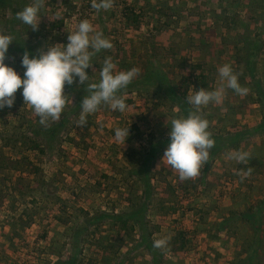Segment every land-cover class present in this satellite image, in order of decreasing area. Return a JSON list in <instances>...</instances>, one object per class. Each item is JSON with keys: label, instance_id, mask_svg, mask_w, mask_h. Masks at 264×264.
Here are the masks:
<instances>
[{"label": "rangeland", "instance_id": "rangeland-1", "mask_svg": "<svg viewBox=\"0 0 264 264\" xmlns=\"http://www.w3.org/2000/svg\"><path fill=\"white\" fill-rule=\"evenodd\" d=\"M23 1V8L32 2ZM91 5L92 0H46L40 11L39 29L29 31L37 34L33 41H40L44 50L50 43L66 44L69 32L88 19L113 45L93 56L88 73L90 79L96 80L107 57L112 58L117 71L137 67L142 72L148 61H161L162 68L174 70L178 79L189 74L190 64L201 63L215 79L217 89L224 84L218 68L230 64L248 92L240 96L225 87L219 104L213 102L214 107L201 108L209 121V130L225 133L231 120L254 125L262 118L261 102L246 64L250 54L247 41H257L255 45L260 50L254 56L256 75L264 87V0H114L108 10H96ZM3 11L12 14L11 8L0 6V21ZM130 11L139 15V22L127 18ZM57 19L63 20L62 25L51 30L50 25ZM154 46L159 48L160 61L153 56ZM8 59L10 66L18 65V72L24 73L21 53L10 51L5 63ZM193 88L190 91L194 92ZM121 93L126 97L124 112L101 105L97 112L87 116L86 125L78 126L81 111L71 114L75 96L65 91L68 99L61 116L69 119L58 135L42 137L43 153L28 149L23 141L16 151L3 147L11 159L27 156L40 170L10 163L0 171V264H55L60 256L69 261L77 254L71 244L73 225L57 219L56 197L92 214L100 209L120 212L128 208L131 186H142L140 177L132 170L141 166L151 140L170 138L172 119L185 115L153 88ZM14 103L17 106L9 112L8 123L14 125L24 120L25 132L28 127L39 129V117L24 105V99ZM118 127H129L130 135L124 145L115 138ZM51 140L54 142L50 143ZM167 146L151 167L154 196L147 207V218L151 228L160 225L152 235L153 241L164 240L161 248L168 249L171 231L183 229L188 232L190 243L182 258L175 261L178 264H236L245 257L246 248L238 242L250 231L240 225L219 230L217 223L229 209H245L263 198L264 166L257 165L255 172L249 173L229 153L243 151L264 159V135L250 138L248 144L239 148L224 149L213 157L208 171L204 172L205 164L197 178L187 180H180L178 173L162 160ZM159 196L167 205L174 204L177 211L161 215ZM209 217L215 224L211 225ZM101 234L114 242L118 237L127 239L119 251L105 254L103 247L95 246ZM138 243V228L128 238L105 222L96 237L80 244L82 251L76 264H117L126 254L130 264H150L148 251ZM168 255L170 258L171 253ZM261 258L264 264V253Z\"/></svg>", "mask_w": 264, "mask_h": 264}, {"label": "trees", "instance_id": "trees-1", "mask_svg": "<svg viewBox=\"0 0 264 264\" xmlns=\"http://www.w3.org/2000/svg\"><path fill=\"white\" fill-rule=\"evenodd\" d=\"M23 3L25 5L23 0H0V6L2 8L12 9L11 16H9L8 12L3 11L1 15L2 21H0V29H3L6 34L11 35L14 40L10 44L6 55H8L10 51H15L17 54L21 53L22 55L25 51H28L32 56H36L43 48L40 41H33L32 39L35 38L37 34L29 33L31 28L22 23V21L16 17V13L23 9V6H20ZM127 18L130 21L139 22V15L133 11H130ZM62 23L63 20L57 19L52 22L50 29L54 30L56 27H60ZM248 44H252V51L249 52L250 54L246 65L247 69H249V73L253 79V84L256 88V93L261 102L262 118L254 125L239 124L236 120H231L225 127V133H215L208 129L212 133L215 145L210 149V159L206 163V169H204V172L208 171L213 157L224 151V149L232 147L239 148L243 144H248L250 138L264 135V87L263 81L260 78H257V58L254 57L260 50V46L255 45L253 41H249ZM153 50V56H156L160 61V58L158 57L159 48L154 46ZM160 62L148 61L145 63L143 65L142 72H139V75L133 79L126 89L121 90V92L126 90V92L133 93L134 91L153 88L174 105L179 107L180 111L186 117L189 112L194 110L192 105H190L187 101V96L191 87H194L193 89L195 91L200 88H205L209 91L215 90V79L211 76L209 71L204 68L203 64H190L192 70L189 69V74H183L178 79L174 70H171L169 67L168 70H166L167 67L162 68L163 64ZM168 62L170 63V57L168 58ZM6 64L10 66L9 59ZM164 64L167 65L168 63ZM14 68L18 72L20 66L16 65ZM129 69L130 68H127V70ZM18 73L23 76L22 72ZM91 81L98 80L90 79V82ZM65 91L75 96L76 102L72 107L71 114H80V103L83 100V97L87 95L86 85L79 86L77 81L72 85H66ZM22 98L21 87V89L17 90L16 99L17 101H20ZM16 106V103H14L12 107L5 106L0 109V140L3 141V145L0 146V171L5 167H8L10 163H15V167L17 165L24 164L27 167H34L35 170H40V168L37 167L27 156H19L16 159H11L9 156L5 155L3 147L10 146L14 151H16L19 142L23 141V143H25L24 145L28 147V149H38L41 153H43L45 149L43 148L44 142L41 140L42 137H45V135H50L51 137L58 135L65 129V121L69 119V117L63 118L61 116L60 121L49 122L48 126L41 125L40 128L35 131L34 129L28 127V131L25 132L26 123L24 120L19 121L18 124L14 125L8 123V114L10 111L14 110ZM208 106L211 107L213 104L211 103L207 106H203V110H205ZM69 140H73L74 142V139L71 137H69ZM53 142L54 141L51 140L50 143ZM169 143L170 138H158L157 140L153 138L151 140L150 147L143 158L141 166L133 169L131 172L140 177L142 186L141 188L138 187V185L131 186L132 192H128L127 199L129 206L126 210L120 212H109L100 209L92 214L91 211L81 206H76L74 204L68 205L66 200L61 197L55 198V205L59 211L57 219L64 224L73 225L74 231L73 236H71V244L75 246V252L77 253L73 255L72 259L69 261L64 260L60 256L55 264H76L78 261V254L82 251L80 249V244L90 241L91 237H96L98 235V231L101 226L105 224V222H110L111 225L116 226L118 233H125V236L128 238H132L135 234L136 228H138V246L140 245L148 251L151 260L150 264H178L175 261L182 258L181 254L188 247V243H190L188 232L183 229H174L171 231V235L167 241L168 249L153 247L154 241L152 239V235L158 230L160 225H156V228H151L147 218V207H149L151 198L154 196L150 176L152 163L156 160L162 148ZM245 161L248 163L244 164ZM257 165L264 166V159L260 158L257 154H249L247 158L240 163V166H242L241 168L244 167L245 171L249 173H254L255 166ZM171 188V190L174 189L173 187ZM133 191H135L136 194H133ZM162 198L163 197L161 196L158 198L161 215L177 211L174 204L167 205V201ZM70 208L71 211H69ZM236 225H240L244 230L250 231H247V234L238 242L239 244L241 243L240 246H246V248L244 250L245 257L242 258V260L240 259L239 262H236V264H262L261 256L264 253V196L255 202H251L245 209H229L217 223L219 230H228ZM126 239L127 238L118 237L114 242L109 238V236H103L101 234L95 240V246L103 247L105 254H109L112 250L116 252L119 251L120 246L125 243ZM168 252L171 253L170 258ZM126 256L127 254L122 256L117 264H130V262L126 260Z\"/></svg>", "mask_w": 264, "mask_h": 264}, {"label": "clouds", "instance_id": "clouds-1", "mask_svg": "<svg viewBox=\"0 0 264 264\" xmlns=\"http://www.w3.org/2000/svg\"><path fill=\"white\" fill-rule=\"evenodd\" d=\"M45 3L46 0H32L16 13L17 19L37 31L42 17L40 11ZM113 3L114 0H92L91 6L96 10H108ZM67 39L66 44L50 43L47 50L42 48L36 56L25 51L21 61L25 71L21 76L14 67L5 63L9 46L14 40L0 29V109L12 107L17 90L22 87L24 105L31 107L41 125L47 126L49 122L58 121L66 107L68 96L65 94V86L78 81V85H86L87 90V95L80 103L78 126L86 125L87 116L97 112L101 105H107L113 111L126 110V97L120 94L121 90L126 89L139 75L140 69L132 67L126 71H117L112 58L107 57L99 70V80L90 82L87 69L93 65L92 57L101 50L111 49V41L97 31L88 19L82 20L75 31L69 32ZM218 73L224 82L223 86L211 91L205 88L190 91L187 101L194 110L186 117L171 121L170 143L162 160L178 173L180 180L197 178L202 166L210 159V149L215 145L212 133L208 130L209 121L202 115L201 108L213 102L219 104L225 87L240 96L248 92L239 83V74L234 72L230 64L220 66ZM129 135V127L115 129V138L122 141L123 145ZM229 156L243 162L248 154L239 151L231 152ZM164 244V240L158 239L154 241L153 247L160 248Z\"/></svg>", "mask_w": 264, "mask_h": 264}, {"label": "crops", "instance_id": "crops-1", "mask_svg": "<svg viewBox=\"0 0 264 264\" xmlns=\"http://www.w3.org/2000/svg\"><path fill=\"white\" fill-rule=\"evenodd\" d=\"M250 42H252L251 40H250ZM255 44H258L257 43V41H253ZM249 43V41H247V44ZM249 46H250V48H249V51L251 52L252 51V44L250 45V44H248ZM128 143V142H127ZM192 212V211H191ZM179 213V212H178ZM218 220H220L219 218H218ZM209 221H213L210 217H209ZM211 223V225L214 223L215 224V222L213 221V222H210ZM204 232V231H203ZM224 236V235H223Z\"/></svg>", "mask_w": 264, "mask_h": 264}]
</instances>
